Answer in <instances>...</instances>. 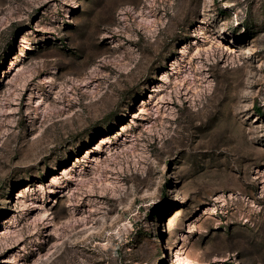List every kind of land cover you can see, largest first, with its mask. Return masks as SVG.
<instances>
[{
	"label": "rangeland",
	"instance_id": "1",
	"mask_svg": "<svg viewBox=\"0 0 264 264\" xmlns=\"http://www.w3.org/2000/svg\"><path fill=\"white\" fill-rule=\"evenodd\" d=\"M0 264H264V0H0Z\"/></svg>",
	"mask_w": 264,
	"mask_h": 264
},
{
	"label": "bare ground",
	"instance_id": "2",
	"mask_svg": "<svg viewBox=\"0 0 264 264\" xmlns=\"http://www.w3.org/2000/svg\"><path fill=\"white\" fill-rule=\"evenodd\" d=\"M214 0H204V5H205V8L206 7H210L212 4H213ZM220 33L221 35L226 39V40H233L235 41V34L232 33L231 31H227L226 29H224V27H221L220 28ZM146 107L145 106H142L141 107V110L142 111H145Z\"/></svg>",
	"mask_w": 264,
	"mask_h": 264
}]
</instances>
